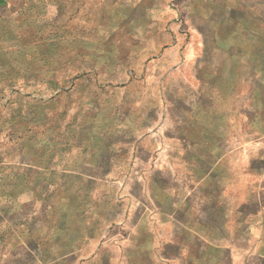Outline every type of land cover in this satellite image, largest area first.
<instances>
[{
  "label": "rangeland",
  "instance_id": "rangeland-1",
  "mask_svg": "<svg viewBox=\"0 0 264 264\" xmlns=\"http://www.w3.org/2000/svg\"><path fill=\"white\" fill-rule=\"evenodd\" d=\"M263 170L264 0L0 2V264H214L164 212Z\"/></svg>",
  "mask_w": 264,
  "mask_h": 264
},
{
  "label": "crops",
  "instance_id": "crops-1",
  "mask_svg": "<svg viewBox=\"0 0 264 264\" xmlns=\"http://www.w3.org/2000/svg\"><path fill=\"white\" fill-rule=\"evenodd\" d=\"M144 137H141L142 142L146 140ZM229 171L234 172V169H226V172ZM211 172L215 170L211 169ZM213 187L206 199L200 184L198 196H186L182 206L164 212L168 214L163 215L164 221L169 224L165 231L167 238L163 258L186 255V239L210 244V248L218 254L214 264H264V219L258 222L251 219L252 196H255L256 202L264 204V170L254 186L226 179ZM255 226L251 252L245 243L251 240L252 227Z\"/></svg>",
  "mask_w": 264,
  "mask_h": 264
}]
</instances>
